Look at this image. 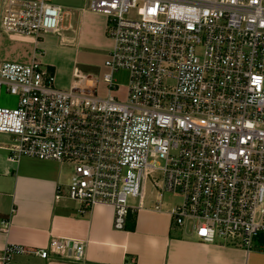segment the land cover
Returning <instances> with one entry per match:
<instances>
[{"label": "built area", "instance_id": "obj_1", "mask_svg": "<svg viewBox=\"0 0 264 264\" xmlns=\"http://www.w3.org/2000/svg\"><path fill=\"white\" fill-rule=\"evenodd\" d=\"M89 10L107 18L114 42L104 71L76 69L64 91L39 61H0V91L17 99L0 107V136L12 141L0 149L12 161L72 165L67 198L81 215L112 207L116 231L151 189L152 210L170 215L173 231L263 247L264 0H91ZM62 18L44 0H0L10 37L59 34ZM85 252L52 238L39 249L9 245L1 261L80 264Z\"/></svg>", "mask_w": 264, "mask_h": 264}, {"label": "crops", "instance_id": "obj_2", "mask_svg": "<svg viewBox=\"0 0 264 264\" xmlns=\"http://www.w3.org/2000/svg\"><path fill=\"white\" fill-rule=\"evenodd\" d=\"M44 1L62 8L61 32L16 38L0 31V61H39L55 73L57 87L67 91L79 66L73 69L69 82L63 83L57 78L58 56L53 54L72 52L76 59L81 57V71L100 73L114 42L107 34V18L89 10L91 0ZM11 144V139L0 136V146ZM9 156L0 149V264L7 246L45 248L52 238L85 243L80 264H264V246L248 252L238 245L204 244L182 230L173 231L170 215L152 210V198L144 209L130 213L126 231H116L112 207L98 205L81 215L79 205L67 198L70 180L61 172L65 165L31 158L12 161ZM58 191L62 196L59 202ZM130 205L137 208L139 203L132 200ZM9 264L71 263L22 254L13 256Z\"/></svg>", "mask_w": 264, "mask_h": 264}, {"label": "rangeland", "instance_id": "obj_3", "mask_svg": "<svg viewBox=\"0 0 264 264\" xmlns=\"http://www.w3.org/2000/svg\"><path fill=\"white\" fill-rule=\"evenodd\" d=\"M8 36L9 35H7V37ZM53 56H54V58H57V56H58L57 70H59V74H57V78L59 81H62L63 83L69 82L70 76L72 75V72H73V69L76 66H79V69L82 70L81 65L79 63V60L81 57L76 59V55L72 52L60 50L58 52V55L55 53V54H53ZM93 60H96V62H101V63L103 62V59H101L100 57H94ZM103 64H104V62H103ZM116 79H117L118 83H120L121 85H125L127 83L125 73L117 75ZM104 89H105V85L103 83H100L99 91H98L99 94L103 95ZM122 90L124 91V89H122ZM16 101H17L16 98L12 97L8 93H6L4 90L0 91V107L14 108L16 106ZM61 172H62V175L64 176V178H67L65 180H70L69 177H71V174H72V165H70V164L65 165V167L61 170ZM68 183H69V181H68ZM153 195H154V192L150 189L149 198H152Z\"/></svg>", "mask_w": 264, "mask_h": 264}]
</instances>
